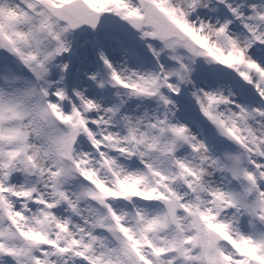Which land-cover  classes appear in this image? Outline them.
Wrapping results in <instances>:
<instances>
[{
  "label": "snow or ice",
  "instance_id": "1",
  "mask_svg": "<svg viewBox=\"0 0 264 264\" xmlns=\"http://www.w3.org/2000/svg\"><path fill=\"white\" fill-rule=\"evenodd\" d=\"M0 264H264V0H0Z\"/></svg>",
  "mask_w": 264,
  "mask_h": 264
}]
</instances>
